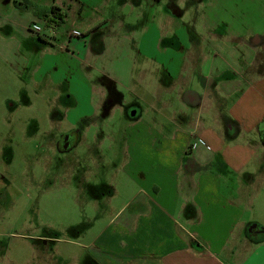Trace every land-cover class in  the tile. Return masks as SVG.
<instances>
[{"label": "rangeland", "instance_id": "374dc122", "mask_svg": "<svg viewBox=\"0 0 264 264\" xmlns=\"http://www.w3.org/2000/svg\"><path fill=\"white\" fill-rule=\"evenodd\" d=\"M174 1L184 12L176 20L167 12L172 0H23L17 10L5 3L0 8V264H93L94 248L85 247L92 246L137 191L129 173L120 170L125 160L116 147L105 145L104 152H98V140L89 139L70 156L51 152L46 134L58 92L78 98L79 107L71 115L81 117L93 112L101 86L122 90L118 83L128 78L135 84L142 78L143 86H151L155 72L161 74L168 60L176 72L177 57L157 47L173 36L184 40L191 33L200 35L206 20L218 26L217 37L224 38L226 31L238 36L236 43L216 44L231 57L247 51L248 33L264 34V0ZM53 8L64 17L55 20L58 25L50 32L39 14ZM104 15L111 25L100 35H126L110 42L103 57H96L101 74L92 68L95 55L87 59L83 40L70 38V33L86 35L87 27L106 19ZM33 23L43 25V34L56 36L54 46L39 41L34 28L38 24ZM128 95L121 93V101ZM146 99L152 101L149 92ZM143 107L146 112L145 102ZM144 116L150 118L151 112ZM126 121L119 116L122 126ZM69 128L64 124L63 130ZM63 160L68 162L63 165Z\"/></svg>", "mask_w": 264, "mask_h": 264}, {"label": "crops", "instance_id": "0c3cea01", "mask_svg": "<svg viewBox=\"0 0 264 264\" xmlns=\"http://www.w3.org/2000/svg\"><path fill=\"white\" fill-rule=\"evenodd\" d=\"M15 2L0 1V8L17 10ZM109 21L87 27L84 36L70 33L83 40L87 59L95 55L92 68L101 74L96 57L126 35H100ZM201 32L157 47L177 57L176 72L168 60L151 86H143L142 78L137 84L133 78L118 83L120 93L148 104L151 117L128 125L120 170L129 173L137 191L85 247L94 248L93 264H264V54L254 60L261 47L244 44L247 51L231 57L216 44L236 43L238 36L226 31L224 38L217 37L218 26L207 20ZM256 32L247 31L246 37Z\"/></svg>", "mask_w": 264, "mask_h": 264}, {"label": "flooded vegetation", "instance_id": "af4514ba", "mask_svg": "<svg viewBox=\"0 0 264 264\" xmlns=\"http://www.w3.org/2000/svg\"><path fill=\"white\" fill-rule=\"evenodd\" d=\"M178 11L179 8H177L174 0H172V3L168 6V14L181 17L184 12ZM256 35L257 33L251 35L245 45H247L248 48H256L255 46L258 45V47H261L260 53L263 55L264 49H262V46L264 47V40L259 33L257 36ZM191 37H197V34L191 33L189 38ZM38 39L51 46H54L53 44L56 41L55 37L44 34L41 35L40 33H38ZM172 39H177V37L173 36L171 40ZM95 45L101 46V44L97 42H95ZM260 53L255 52V54H253V59L260 60ZM161 69L162 72H164V66H162ZM159 82L163 84L164 80H160ZM100 89L102 90L100 91L102 97L100 96L101 101L99 100L100 102L96 103L98 106L95 105L92 110L90 109L91 112L93 111L92 113H85L81 115V117H73L71 115V113L74 112L73 110H76L79 107V103L73 101L74 99L70 94L61 95L58 92L56 95L55 101L58 104L57 109L51 113L50 131L46 134L52 145L51 152H54L56 156H70L78 147L86 145L89 142V139H92L93 141L96 139L98 140V144L100 145L98 152H104L103 148L105 145H107V148H109V146L110 148L116 147L120 149V152H123L128 142L125 138L128 131V125L131 122L149 118L144 116L145 114H148L143 107V102L145 101L139 100L134 95H128L123 101H121V93L116 87L110 88L109 86H101ZM146 92L148 93L149 90ZM149 95L151 96V94ZM122 103L123 105H120ZM71 104H74V106H71ZM94 109H96V112ZM119 116L122 118L125 117L127 120L123 126L118 122ZM64 124L68 125L70 128L63 130ZM93 128L96 131L92 133ZM90 134L92 135L91 138ZM106 142H110L112 145L107 144ZM67 162L63 160L61 161V164L64 165Z\"/></svg>", "mask_w": 264, "mask_h": 264}, {"label": "trees", "instance_id": "16d2710c", "mask_svg": "<svg viewBox=\"0 0 264 264\" xmlns=\"http://www.w3.org/2000/svg\"><path fill=\"white\" fill-rule=\"evenodd\" d=\"M25 2L29 3L27 0H25ZM22 4H23V0H19V1L17 0V2H15L16 6H20ZM60 12H61L60 10L55 9V8L51 9L50 12H49V10L47 11V9H44V10L40 11L39 15L41 18H44L46 20V22L48 23V26L52 28L53 24H55L56 26L58 25V23H56V21H55L56 19H58L59 21H61V19H63L64 16Z\"/></svg>", "mask_w": 264, "mask_h": 264}, {"label": "built area", "instance_id": "2783aa9c", "mask_svg": "<svg viewBox=\"0 0 264 264\" xmlns=\"http://www.w3.org/2000/svg\"><path fill=\"white\" fill-rule=\"evenodd\" d=\"M39 27H40V28H39ZM34 28H35V31H37V33H40V34H41L42 31H43V30L41 29V26H39V25L34 26ZM34 28H33V29H34Z\"/></svg>", "mask_w": 264, "mask_h": 264}, {"label": "water", "instance_id": "95a60500", "mask_svg": "<svg viewBox=\"0 0 264 264\" xmlns=\"http://www.w3.org/2000/svg\"><path fill=\"white\" fill-rule=\"evenodd\" d=\"M263 233H264V230H263Z\"/></svg>", "mask_w": 264, "mask_h": 264}]
</instances>
